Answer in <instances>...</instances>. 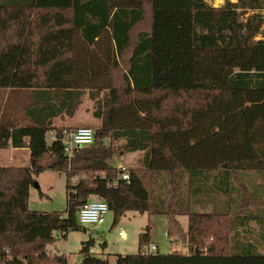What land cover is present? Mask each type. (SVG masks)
Returning a JSON list of instances; mask_svg holds the SVG:
<instances>
[{
    "label": "trees",
    "instance_id": "16d2710c",
    "mask_svg": "<svg viewBox=\"0 0 264 264\" xmlns=\"http://www.w3.org/2000/svg\"><path fill=\"white\" fill-rule=\"evenodd\" d=\"M262 9L264 0H0V91L9 92L0 149L31 155L27 167H0V264H69L47 248L83 229L78 212L92 197L114 226L128 212L149 224L137 254L111 263L89 240L81 264H264L244 239L257 233L264 244V39L255 40L264 19L242 21ZM86 93L101 125L69 160L54 121L73 118ZM120 151L143 154L128 181L112 165ZM44 170L66 177L63 212L29 208ZM154 216L186 253H142Z\"/></svg>",
    "mask_w": 264,
    "mask_h": 264
},
{
    "label": "rangeland",
    "instance_id": "374dc122",
    "mask_svg": "<svg viewBox=\"0 0 264 264\" xmlns=\"http://www.w3.org/2000/svg\"><path fill=\"white\" fill-rule=\"evenodd\" d=\"M239 0H206L207 4L219 8L226 5L227 2L238 3ZM254 13L262 15L264 19V9L252 12H247L246 15L242 17V21H246L248 17L252 16ZM264 39V23L260 29L259 35L255 38L256 41ZM9 97L8 91H0V107H2ZM13 98L17 97L12 95ZM95 110V103L92 102L86 93L82 98V103L80 104L76 115L73 117L71 122L67 121L66 125H74L75 128H90L94 131L100 127V120H97L93 116ZM72 119V118H71ZM63 121V120H62ZM60 121V122H62ZM59 122L60 125H62ZM65 122V120H64ZM63 123V122H62ZM52 137L48 134V142L51 143ZM108 145H110L109 140ZM0 157L3 162L0 166L8 167H27L30 165V155L27 151L13 153L10 149H0ZM11 158V159H10ZM142 153H125L120 151L112 161V165L119 168L122 165L125 169L141 168L142 164ZM48 163V159L40 162L42 166ZM119 173V171H118ZM104 176V174H101ZM164 178L159 179L157 186H155V196L158 198L160 195L165 194V189L161 187V181ZM78 178H74L71 182L73 184L77 183ZM37 184V186H36ZM91 201H100L97 197H92ZM67 205V192H66V177L56 171L44 170L37 178L36 183L31 186L30 189V200L29 208L31 211L35 212H63ZM198 211V209H197ZM210 211V209H208ZM199 212V211H198ZM153 232L152 236L154 241L160 242L161 254H169L171 251L170 241L166 237L167 231V218L164 216H154L152 217ZM178 220L181 222L182 226L186 229L188 226L187 217H179ZM110 227L107 229V225ZM114 224V215L110 212L107 217V223L95 228L94 226H85L83 229L91 231L89 235L88 231L83 229L77 231L69 232L66 237L57 236L55 245L50 249L60 253L61 255H68L69 264H81L82 262V250L84 248V243L89 240H93L94 250L101 252L100 257L114 262L115 256L120 252V250H125L131 254L138 252V241L139 235L143 233L149 224L148 214H140L136 212H128L123 218L119 226L112 228ZM124 231L129 234V239L123 241L120 237V232ZM244 237V236H243ZM244 239H252L256 244H258L260 252L264 253V244L258 238V234L255 233L251 236H245ZM173 250H177L181 253H186L187 248L182 246V244H177L173 247ZM106 252V253H104ZM104 254V255H103Z\"/></svg>",
    "mask_w": 264,
    "mask_h": 264
},
{
    "label": "built area",
    "instance_id": "2783aa9c",
    "mask_svg": "<svg viewBox=\"0 0 264 264\" xmlns=\"http://www.w3.org/2000/svg\"><path fill=\"white\" fill-rule=\"evenodd\" d=\"M49 135L52 137V140L56 139L55 131H51ZM62 136L65 153L69 160L73 158L76 151L90 147L95 142L94 130L86 127L77 129L64 128V130L62 131ZM119 169L121 171V179L128 181L129 174L127 173V169H125L122 165L119 166ZM109 213L110 208L105 201L100 200L87 202L78 212L79 225L82 228L85 226H94L95 228H97L106 223ZM86 231H88L89 235H91V231ZM122 237L124 238L123 235ZM166 237H168L167 233ZM157 252L158 247L155 245L142 250V253L144 255H154L157 254ZM90 253L100 256V253L95 252L94 250H91Z\"/></svg>",
    "mask_w": 264,
    "mask_h": 264
},
{
    "label": "crops",
    "instance_id": "0c3cea01",
    "mask_svg": "<svg viewBox=\"0 0 264 264\" xmlns=\"http://www.w3.org/2000/svg\"><path fill=\"white\" fill-rule=\"evenodd\" d=\"M63 120V121H62ZM64 120H65V122H64ZM73 120V118L71 119V118H68V117H65V118H57V119H55V121H54V127H58V128H75L74 127V125H66L65 123L67 122V121H69V122H71ZM60 121H62V122H60ZM59 122L62 124V125H60L59 124ZM100 125H101V122H100ZM7 149H10V150H12V152L13 153H19V152H25V151H27L28 153H29V155H30V150L28 149V148H24V149H16V148H13V147H9V148H7ZM11 159V158H10ZM3 162V160H2V158L0 157V163H2ZM30 162H31V155H30ZM0 167H8V166H0ZM11 167V166H10ZM262 181V179H255V184H254V186H258L260 183H262L261 182ZM224 200H226V199H224ZM229 203V200H227V201H221V202H219V204L220 205H225V204H228ZM122 222V219L120 220V222L117 224V226H119L120 225V223ZM167 222V221H166ZM106 223H107V221H106ZM105 223V224H106ZM181 223V222H180ZM167 224H168V222H167ZM116 226V227H117ZM110 227V224L109 225H107V229ZM113 227H115L114 226V224L112 225V228ZM115 227V228H116ZM185 229V228H184ZM187 229V228H186ZM166 233H167V231H166ZM122 235L124 236V238L122 237ZM141 235V234H140ZM140 235H139V237H140ZM120 237L123 239V241L125 242V241H127L128 239H129V234H127V233H125L124 231H122V229H121V232H120ZM168 238V237H167ZM168 240L170 241V247H171V251H169L170 253L169 254H171V253H173V252H175V251H177V250H173V247L174 246H176L177 244H179L180 245V243H174L173 244V246H172V243H171V240H170V238H168ZM138 244H139V241H138ZM55 245V243L53 244V245H51V246H49L48 248H47V251H48V253L50 254V255H52V256H54V255H61L60 253H58V252H56V251H54L53 249H50V247L52 248L53 246ZM152 245H155V246H157L158 247V250H159V252H160V249H161V244H160V242H157V241H154V239H153V236H152V244L150 245V246H152ZM150 246H146V247H144L143 249H145V248H147V247H150ZM141 249V247H140V245L138 246V252H139V250ZM142 249V250H143ZM92 250H94L93 248H92ZM95 252H99L100 254H101V252L100 251H96V250H94ZM137 252V253H138ZM104 253H106V252H104ZM137 253H133V254H137ZM118 254H121V255H127V254H131V253H129V252H126L125 250H120V252L118 253ZM66 255V254H65ZM104 255V254H103Z\"/></svg>",
    "mask_w": 264,
    "mask_h": 264
},
{
    "label": "water",
    "instance_id": "95a60500",
    "mask_svg": "<svg viewBox=\"0 0 264 264\" xmlns=\"http://www.w3.org/2000/svg\"><path fill=\"white\" fill-rule=\"evenodd\" d=\"M105 145H108V141H105ZM37 186V184H36ZM197 254H200V252H197Z\"/></svg>",
    "mask_w": 264,
    "mask_h": 264
}]
</instances>
